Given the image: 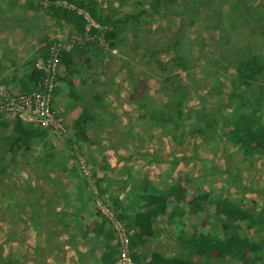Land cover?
I'll return each instance as SVG.
<instances>
[{
    "label": "rangeland",
    "instance_id": "obj_1",
    "mask_svg": "<svg viewBox=\"0 0 264 264\" xmlns=\"http://www.w3.org/2000/svg\"><path fill=\"white\" fill-rule=\"evenodd\" d=\"M86 1H56L83 17L78 36L47 15V0H0V264H147L153 251L177 255L179 236L225 237L216 198L264 218V157L228 140L241 106L264 124V0H91L131 17L110 41ZM91 28L99 32L90 37ZM83 41L96 42L99 56L75 59V75L60 72V52ZM33 63L43 82L21 89ZM33 95L46 104L45 127L22 101ZM80 112L90 120L78 135ZM17 120L40 131L28 151L9 149ZM176 183L185 193L139 235L127 220L136 198ZM237 234L255 247L251 261L210 263L264 264V227Z\"/></svg>",
    "mask_w": 264,
    "mask_h": 264
},
{
    "label": "trees",
    "instance_id": "obj_2",
    "mask_svg": "<svg viewBox=\"0 0 264 264\" xmlns=\"http://www.w3.org/2000/svg\"><path fill=\"white\" fill-rule=\"evenodd\" d=\"M47 1L49 4V6H47V15L49 17L56 22L69 25L76 31L78 36L83 35L85 21L82 16L77 15L68 7L56 5L57 0ZM64 1L80 6L78 0L77 2L76 0ZM174 1L175 0H154V3L160 6H166L168 2ZM83 10L90 20L101 29L100 34L103 39L108 41H110V37L115 33L122 34L126 30L125 23L131 19L130 16L115 18L111 13L106 14L103 8L91 0H87L83 3ZM97 32L99 31L91 28L89 36L91 37ZM109 45L113 46V43H109ZM98 52L100 53L101 50L98 49L96 42L83 41L78 44L74 43L69 50L60 52L58 56V68H60V72H64L65 75H75L79 70L74 60L87 54L96 58L99 56L97 55ZM64 73L56 76V82L58 80H64V77L60 76L64 75ZM43 79L44 73L35 65H31L17 83L21 89L33 90L42 84ZM55 85H57V83ZM244 111V106L238 109L236 113L238 117H235L236 121L233 123V129L229 130L228 140H230V142H232L233 139L236 140V147L242 149L245 154L264 157V124L259 125L254 123L251 120L252 117L244 113ZM89 120L90 115L87 112H80L78 114L74 122V128L78 135L84 132V127ZM161 121L170 120L161 118ZM12 129L16 134V140L9 147L11 151H28L32 141L40 135L39 130L24 125L19 120L15 122ZM173 185L174 186L170 187L166 192L154 193L153 191H148L145 195H142V197L136 198V200H141L138 208L139 210L134 211L127 220H129L130 227L135 229L139 235L147 233L156 216L165 214L167 203H170L173 198L185 193L179 184L176 183ZM99 192L102 193V191ZM212 204L215 211L219 213L222 219L221 229L225 237L220 238L219 236L202 233H195L189 238L179 236V240L183 246V251L180 254L165 256L160 252L153 251L150 254L147 264H211V261L223 262L226 259H228L230 263L232 259L239 261H246V259H248L251 261V253L249 251H253L255 247L242 237H238L237 233L241 228L245 230L263 228L264 218L256 214H250L244 217V208L234 200L226 197L216 198L212 201ZM193 206L196 210L199 207L197 204ZM117 217L121 219V216Z\"/></svg>",
    "mask_w": 264,
    "mask_h": 264
},
{
    "label": "built area",
    "instance_id": "obj_3",
    "mask_svg": "<svg viewBox=\"0 0 264 264\" xmlns=\"http://www.w3.org/2000/svg\"><path fill=\"white\" fill-rule=\"evenodd\" d=\"M24 98V97H22ZM20 98V99H22ZM29 100V99H28ZM23 103L26 105L27 102H30V108H34V113L37 115L36 118V126L38 127H45L47 126L48 122H49V112L47 110L46 104L43 103L42 100L39 101L38 96H32V100L27 101L26 98H24V100H22ZM19 118H21L19 116ZM31 121V119H30ZM104 215H107V211L103 212ZM121 257H124V254H121Z\"/></svg>",
    "mask_w": 264,
    "mask_h": 264
}]
</instances>
